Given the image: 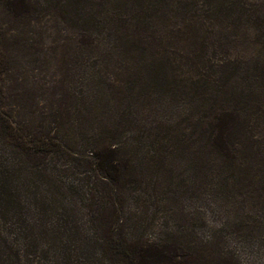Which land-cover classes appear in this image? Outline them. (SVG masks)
Wrapping results in <instances>:
<instances>
[{"label":"rangeland","instance_id":"obj_1","mask_svg":"<svg viewBox=\"0 0 264 264\" xmlns=\"http://www.w3.org/2000/svg\"><path fill=\"white\" fill-rule=\"evenodd\" d=\"M5 1L0 24L9 37L21 34L19 45L9 47L13 71L5 84L16 119L47 127L68 110L59 130L70 144L82 132L93 144L107 137L103 142L121 149L122 159L135 156L139 202L149 210L139 216L149 214L150 239L195 225L201 241L211 240L206 264H264V119L254 110L235 137L238 169L227 187L221 182L226 168L201 142L157 166L147 162L155 135L179 124L183 137L202 131L197 122L209 109L199 99L205 80L213 88L225 65L253 69L264 62V37L241 5L264 12V0H101V6L93 0L85 14L69 17L58 0H28L37 19L26 27L7 15ZM91 8L100 14V34H83V21L76 23ZM176 143L175 137L167 148ZM153 183L156 206L147 203L155 202ZM130 208L135 213L134 203Z\"/></svg>","mask_w":264,"mask_h":264},{"label":"trees","instance_id":"obj_2","mask_svg":"<svg viewBox=\"0 0 264 264\" xmlns=\"http://www.w3.org/2000/svg\"><path fill=\"white\" fill-rule=\"evenodd\" d=\"M95 1L101 6V0ZM92 2L58 0L57 5L69 17L72 12L85 14ZM2 5L21 27L37 19L28 0H6ZM241 5L243 15L264 37V12ZM99 15L91 8L87 20L76 22L83 21V34L101 33ZM22 29L18 32L24 33ZM20 36L9 37L0 24V264H206V256L213 253L205 250L211 240L201 241L195 225L187 234L180 232L170 239L148 237L153 223L149 214L139 216L149 210L139 202L142 189L133 170L135 156L122 159L121 149L103 142L107 137L93 144L82 132L79 141L70 144L59 130L68 110L47 127L32 128L16 119L6 105L5 84L13 71L9 47L16 48ZM223 69L221 78L211 81L213 88L205 80L199 99L209 109L197 122L202 131L195 138L183 137L179 124L152 135L147 162L157 166L201 142V148H211L226 168L221 182L229 185L230 175L234 177L238 169L233 151L236 135L246 128L251 110L264 119V62L253 69L231 63ZM219 101L222 106L217 107ZM175 137L180 145L170 150L166 142ZM157 188L153 183V194L144 192L154 199L145 200L151 206L158 202ZM131 203L136 205L135 213Z\"/></svg>","mask_w":264,"mask_h":264}]
</instances>
